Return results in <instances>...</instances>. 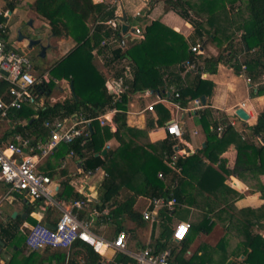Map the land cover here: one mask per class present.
<instances>
[{
	"label": "trees",
	"instance_id": "obj_1",
	"mask_svg": "<svg viewBox=\"0 0 264 264\" xmlns=\"http://www.w3.org/2000/svg\"><path fill=\"white\" fill-rule=\"evenodd\" d=\"M235 1L164 0L193 25L194 36L203 44L201 46L204 47L209 42L219 49L215 55L202 58L201 53L191 52L182 37L169 31L157 19L145 27L142 36L131 35L127 31L121 32V24L114 14V7L108 3H95L93 0H32L29 8L48 22L50 36L67 37L72 34L76 43L66 54L44 68L50 78L43 77L44 69L36 74V77L40 76L42 80L29 86L32 100L19 108L9 109L7 117L0 121V128L2 123L6 125L5 129H0V144H4L6 140H14L16 134L30 139V142L35 144L38 138L45 139L49 132L43 124L45 120L57 116L69 117L80 111L84 118L93 117L89 122L82 124L87 134L76 137L70 143L58 144L52 150L53 156L59 160L72 150L74 155L84 160L86 170L101 167L105 171L106 175L100 187L105 197L103 200L113 199L108 206V216L114 220L115 234L124 231L128 236L127 228L122 223L123 219H129L137 225L145 223L142 213L151 208V205L139 211L134 208L137 198L174 197L177 201L175 208H159L158 221L152 224L159 225L161 233L151 248L154 251L170 248L169 264H204L202 258L198 259L196 256L189 259L182 257L189 242L186 236L178 242L170 240L171 218L184 203L199 208L207 206V209L211 210L215 208L222 213H226L227 209L231 210L227 212V221L221 224L227 236L232 235L235 239V251L232 252L236 255L244 254V259L230 264H264V237L257 231L264 230V202L256 208L237 209L233 206V201L240 193L224 184L223 174H228V169L225 160L220 157L224 148L232 142L236 144L237 150L235 168L246 173L252 183L264 173V110L258 113L255 123L249 127V134H240L229 125L224 116L213 118L211 110L207 107L199 109L196 115L206 137L204 145L192 154L176 153L175 146L180 149V144L171 134H167L162 140L151 142L147 131L153 127L154 122L150 116L146 117L143 128H136L128 124L124 111H117L112 116L115 130H111L108 125H100L95 119L107 108H120L124 105L114 102L113 94L102 76L101 67L92 53L98 46V50L103 54L107 51L111 53V57L104 56V65L113 71L111 79L120 80L121 84L127 86L124 95L146 89L161 92L174 82L179 95L172 96V100L178 101L181 107H186L188 101L194 97L207 93L210 81L202 78V67L212 73L216 71L219 63H224L237 73L244 72L250 81L256 82L262 76L264 78V0H240L238 4H234ZM230 6L234 12L230 11ZM13 7V3L7 4L8 10L12 11ZM5 18L0 13V21H5ZM108 19H114L113 27L104 24ZM88 22L93 25L91 32L87 30ZM70 24L78 31L72 32ZM239 30L241 32L237 35ZM0 36L6 46L11 48L7 42L8 27L6 33ZM106 37L115 39L116 44L113 46L105 42L100 45ZM177 39H180L179 44H176ZM161 41H164L165 47ZM192 55L199 58L203 66H196L193 69V78L188 79L187 74L184 77L181 72L185 69L184 61H192ZM123 59L127 65L115 67V63ZM164 74L170 75L171 79L167 80ZM61 77H65L68 82L70 96L50 103L45 97L50 96L52 88L56 85L55 79ZM10 86L9 81L0 78V97L4 100L10 97ZM256 88V94L264 92V85L258 84ZM219 125L223 126L221 130H218ZM257 136L262 142L254 141ZM111 138L117 141V145L109 146L106 152L101 154L104 144ZM202 160H208V165L197 184L194 185L185 178L180 180L179 171L186 175ZM212 164L217 165L213 167ZM47 167L50 169L45 174L51 178L57 170L50 162ZM58 172L64 174L65 170ZM159 172L164 178L158 176ZM4 188L7 189L6 186ZM254 188L264 196L263 185L255 184ZM123 190L126 192H121ZM57 197L64 202L75 199H83L85 203L92 201L74 189L69 177L59 183ZM23 205L28 214L45 206L42 197L32 201L26 200ZM97 207L101 209L103 206ZM56 214L54 206H47L38 222L55 223L50 216ZM77 214L78 218H84L86 209L78 210ZM8 219L14 224L7 226L0 220V240L2 236L9 234V244L13 250L5 261L6 264H52V261L54 264H97L103 260L90 245L80 240L74 241L69 249L45 248L41 252L30 251L24 243L27 227H23L24 233H18L23 219L18 215L15 218L8 216ZM28 220L29 223L37 222L32 217H28ZM209 227L210 225L205 223L200 229L207 230ZM225 241L226 238L222 236L212 248H221ZM221 262L223 263V260L219 263ZM116 263L135 264L134 260L123 252H115L109 264Z\"/></svg>",
	"mask_w": 264,
	"mask_h": 264
},
{
	"label": "crops",
	"instance_id": "obj_2",
	"mask_svg": "<svg viewBox=\"0 0 264 264\" xmlns=\"http://www.w3.org/2000/svg\"><path fill=\"white\" fill-rule=\"evenodd\" d=\"M31 1L32 0H0V13H2L6 17L5 21L2 22H4L8 28V20L10 19H13L16 23L24 22L25 20L28 21L30 19L29 24L31 25V23L33 22V27L47 25L48 22L45 19L39 17L34 11L29 8V3ZM93 2L108 3L110 6L114 7V14L117 16V20L120 24L122 22L118 18V16L121 15L122 12H124L126 17L125 23L128 27V34H131L129 32L131 31V29L138 28L140 30L139 35L142 36L145 27L150 24L152 20L157 19L159 23L165 26V28H167L169 31L171 30L175 32L177 36L182 37V39L188 43V49H190V47L197 42H199L200 45H203L200 40L194 36L193 25L189 21L181 17L177 10L173 8L170 3H165L164 0H93ZM8 3H13L14 7L12 11L7 9ZM106 21H104V24L111 26L110 24L106 23ZM133 22H136L137 24L134 25ZM22 25V23L19 25L21 26V29L23 27ZM70 26L72 27V32L78 31L73 24H70ZM92 26L93 25L90 22L87 23L88 32L92 31ZM240 32L241 31L239 30L237 35H239ZM35 33L38 35V33L40 32L35 31ZM41 34L45 36L47 41L45 53L48 51L51 53L55 52V55L52 57L51 62H54L59 57L66 54L76 43V39L72 34H69L67 37L50 36L49 24L48 29H46L45 31L43 30V32L40 33V36ZM9 36L10 28L7 38V42L10 44ZM109 38L112 37H106L108 44L113 45L114 43H116L115 39L112 38L113 40H108ZM103 40H105V38ZM179 40L180 39H177L176 44H179ZM165 43L168 44L167 42ZM161 44L163 45L164 41H161ZM10 46L13 50L22 51L19 46L14 48L11 44ZM211 46L213 45L209 42H207L204 47L201 46L199 53H201L202 58L205 56L215 55L217 53V51L213 52L211 51L212 49H208ZM98 48H94L92 50V53L94 54L97 63L100 62V65L103 66L102 63H104V56L106 58L111 57V53L107 51L106 54H103V52L99 51ZM99 55L103 58V62ZM192 56V61L196 63V66L202 67L203 64L201 63V60L199 58H194V55ZM34 66L35 64L32 63L31 73L34 77H36V67ZM107 68L110 69L108 66ZM190 70L191 69L185 68L184 71L181 72V76L185 77V75L187 74V78L192 79L194 76V71ZM109 72L111 73L112 71L107 70L106 74L104 75L105 79L106 75L109 74L108 76L110 79H108L107 81L112 80V74H110ZM47 74L45 72L43 74V77L45 79ZM164 76L167 77V80L171 79L170 75L167 76L164 74ZM201 76L202 78L210 81L207 87V93L205 95L203 94L201 96H196L193 99H201V97L203 96L205 99L204 107H207L211 110V115L213 118L224 116L228 120L229 125L233 126V128L237 132H239L240 134H249V127L255 123L258 113L261 110H264V92L259 95L255 93L257 90L256 86L258 84L264 85L263 76L256 82H253L247 80V76L244 72L237 73L232 69V67L224 63H219L217 65L216 71L212 73L207 72L205 68L202 67ZM40 78L41 77L39 76V79ZM55 80H57L56 87H59L57 85L58 82L66 81L65 77H61ZM59 88L61 89L62 94L58 96H62V88H64V86L61 85ZM175 88L176 85L174 82H172L169 84L168 89H165L161 92L158 91L159 96L156 93H150V90L147 89L128 94L126 96V104L119 109L127 114L128 124L132 127L143 128L145 126L146 117L150 116L153 119V127L148 129L147 131L148 138L151 142L164 139L167 136L164 126L165 121L171 116L177 117L179 119V125L182 130V135L177 139L180 144V149L177 148L176 153L189 154L190 151H196L198 148L204 145L206 137L205 130L200 124L199 117L196 115V112L189 113L182 109H177L171 103V101H173L172 96ZM166 93H168V95ZM193 99L188 101L187 106L191 105ZM54 100L56 101V99ZM242 103L243 105L241 106ZM149 104L153 105L152 110H148L146 108V106ZM237 107H242L248 113V119L243 120L234 113ZM56 120L64 122L66 126L71 123L70 118L66 116H57L48 119L49 122H54ZM105 125H108L111 130H115V122L113 121V119H111V123H107ZM48 134L49 132L47 133L46 138ZM16 135L19 136V134ZM41 140L44 139L38 138L37 142ZM256 140L262 142L260 141V138L258 136L254 141ZM116 145L117 141L114 138H111L104 144L103 148H105L106 146L108 148L109 146L112 147ZM236 154V144L231 142L224 148L220 155V157L225 160L226 167L228 169V174H223L224 184L240 193V196L233 201V206L237 209L259 207L264 202V196L258 189L254 188V185L261 184L264 186V173L260 174L258 176V179L252 183L246 173H244L241 169L234 167ZM83 161V159L79 158L77 155H74L73 152L72 154L67 153L59 160L55 156H53V152H50L45 158L40 161L37 168L39 171L46 173L50 169L47 167V163L50 162L53 168L57 170V173H55V175L51 177L53 184H57V190L59 188V183L61 182V180L69 177V182H71V185L74 187V189L83 193L88 198H90V200H92L90 201V203L88 202L85 205L84 208L86 209V217L84 216V218L82 219L91 220V231L110 241L116 235L114 232L113 234H111V231H114L115 228L113 218L108 216L105 220L106 216L96 217L90 214L93 207L98 208L97 206L102 205L108 208V206L112 203L113 199L111 198L108 201L103 200V198L105 197L103 196V189L102 187H100V183L104 179L106 173L101 167H97L95 170H86ZM207 165L208 160H202L194 167H192L186 175L179 171L180 180L181 178H185L188 182L193 183L194 185L197 184V181L204 173ZM216 165L217 164H212L213 167H216ZM61 169L65 170L64 174L58 172ZM4 187V185L0 184V196L6 192V189ZM121 192L126 191L123 190ZM26 200L31 201V199L24 197V195L20 194L19 192H12L8 193V198H5L0 206V220L4 225L7 224V226H11L12 224H14L8 219V216H10L11 218H15L18 215L21 219H23L21 226L18 227V233H24L25 229L23 227L34 224L29 223L28 217H32L38 222L45 213V207L50 206L44 204L45 206H41L39 210L31 211L28 214L24 211L23 205ZM215 203L216 202H214V204ZM148 205V198L146 199L144 197H139L134 204V208L139 211H143L145 208H147ZM200 207H202V205ZM55 208L57 210V214L55 216L51 215L50 218L54 219V221L56 222L59 217L60 211L57 207ZM230 211L231 210L227 209V212ZM227 212L222 213L217 209L215 210V208L213 210L207 209V206L199 208V206H193L189 203H184L180 206L177 212L173 214L170 226L173 230L175 225L180 221H188L190 223V227L188 228L186 234L189 242L186 249L182 253L183 258L189 259L193 256H196L198 259L202 258L204 264H230L232 262H240L242 259H244V254L236 255L232 252V250L235 251V239L232 235L227 236V232L221 224L222 222L227 221ZM122 223L127 228L126 231L128 233V236H126L125 241L127 248L130 251H137L140 248L142 249V247H151L155 240L160 238L161 227L157 224L152 225L153 223L148 220H145V223L143 225H137L129 219H123ZM205 223L206 225H210L209 229H200L201 226H203ZM44 224L53 225L54 223L45 222ZM257 231L264 237L263 229ZM9 236V234L8 236H2V240H0V255L1 253H3V251L6 250V247H10L8 238ZM222 236L226 238L224 245H222V247L218 249L216 247L212 248L217 244ZM52 249L62 250V248ZM238 251H240V249H238ZM225 254H227V256H225ZM10 255H8V257ZM101 255L103 257V260H108L110 263L115 255V249L113 247H105L104 253ZM6 260H3L0 257V262L5 263ZM221 260H223V263H219ZM102 261L97 264H101ZM51 263L54 264V261H52Z\"/></svg>",
	"mask_w": 264,
	"mask_h": 264
},
{
	"label": "built area",
	"instance_id": "obj_3",
	"mask_svg": "<svg viewBox=\"0 0 264 264\" xmlns=\"http://www.w3.org/2000/svg\"><path fill=\"white\" fill-rule=\"evenodd\" d=\"M113 21L114 19H108L106 23L113 27ZM6 28L5 23L0 21V34L6 33ZM129 32L133 35L140 34L138 28H133ZM108 40L113 39L109 38ZM105 42H108L106 38L101 44ZM200 49L201 45L199 42L190 47V51L194 53H199ZM183 65L191 70L196 68L195 62L190 59H186ZM31 70L32 63L28 55L8 48L0 36V78H4L11 83L9 99L4 100L0 97V121L7 117L10 108H19L22 104L32 100L29 86L34 82H40L42 79L34 77ZM1 71L6 72V75ZM247 80H249L248 77ZM106 85L110 93L113 94L114 102L125 105L128 94L124 95L123 93L127 86L121 84L120 80L117 79L107 81ZM178 95V92L174 90L173 97H178ZM171 103L177 109H182L189 113L196 112L205 106L200 98L193 99L191 105L187 107H181L178 101L175 100L171 101ZM146 108L152 110L153 105L149 104ZM117 111L122 110L116 106L107 108L103 113L97 115L95 119L98 120L100 125L111 123L112 115ZM69 118L71 123L67 126L59 120L54 122L44 121L43 124L47 127L49 134L46 139L35 144L31 143L30 139L22 138L18 135L14 136V140H8L4 144H0V184L7 187L6 192L0 196V206L2 201L8 198V193L15 191L31 199V201L42 197L45 205H52L60 211L53 227L41 222L27 226L24 241L27 249L30 251H42L45 248L69 249L74 241L80 240L90 245L100 255L104 253L105 247H113L115 252H123L131 257L135 264H169L170 248L154 251L151 247H145L137 251H130L126 245L124 231H119L110 241L91 231L92 221L80 219L77 214V211L83 209L87 204L85 200L75 199L64 203L56 196L57 184H53L47 174L38 170L37 167L40 161L52 152L58 144L70 143L76 137L86 135L87 132L82 124L93 119V117L84 118L80 111L69 116ZM164 124L167 134H171L177 139L182 135L177 117L171 116ZM222 127V125H219L218 130H221ZM69 153L72 154V150ZM158 176L164 178L161 172L158 173ZM148 200L151 208L143 211L142 216L145 220L152 223L158 221L157 210L159 208L166 207L169 210H173L177 204L174 197H151ZM91 210L90 214L92 216H108L107 207L103 206L101 209L93 207ZM189 227L190 223L188 221L178 222L172 230L170 240L178 242L183 239ZM0 264L4 263L0 262ZM101 264H109V261L104 259Z\"/></svg>",
	"mask_w": 264,
	"mask_h": 264
},
{
	"label": "rangeland",
	"instance_id": "obj_4",
	"mask_svg": "<svg viewBox=\"0 0 264 264\" xmlns=\"http://www.w3.org/2000/svg\"><path fill=\"white\" fill-rule=\"evenodd\" d=\"M239 2H240V0H236L234 4H238ZM230 7H231L230 11L234 12L235 10L232 9L233 7L232 6H230ZM33 19H35V18H33ZM29 21H30V19L28 21L25 20L24 22H17L16 23L13 19L8 20V25H9V28H10V36H9V38H10V44L13 46V48L19 46L20 49L22 51H24V52H22V51H20V52L26 53L29 56V58L31 59L32 63H34L36 65V74L38 75L41 72V69H44L46 66H48L51 63L52 57L55 55V52L51 53V52L48 51V52L45 53V51H44V56L43 57L39 56L41 47L47 46V41H46L45 36L43 34H41V36H40V33H42L43 30L45 31L46 29H48V24L47 25H41V26L33 27L34 23L32 22L31 25H30ZM21 23L23 24L22 25L23 26L22 29H21V26H19ZM43 23H45V22H43ZM133 24L136 25L137 23L133 22ZM9 28H8V31H9ZM18 31H20V33L22 35V40H20V41L18 40ZM35 31L40 32L37 35V39L39 40V42L37 44H33L31 49H30L28 46L30 44L31 36L34 35L33 32H35ZM141 35H142V33H141ZM114 44H116V43H114ZM208 49H210V50L212 49L211 51H213V52H216V51L218 52L219 51V49L216 48L214 45L211 46ZM241 56H242V54H240V57ZM102 59L103 58L101 57V60ZM102 62H103V60H102ZM100 64L101 63L99 62V65ZM102 64H103V66L100 65V67H101L102 76L104 78V75L106 74V71L107 70L110 71V69H108L107 66L104 65V63H102ZM126 65H127L126 60H121V61L115 63V67H122V66H126ZM44 72L46 73V70ZM112 73H113V71L110 74H112ZM108 75L109 74H107L106 77H105L106 82H107L108 79H110ZM46 78H50V74H47ZM57 85L59 87L61 85L64 86V88H62L63 95L62 96H58V95L62 94L61 93V89L59 87H56V85H55L52 88V92H51L50 96L45 97L50 103L54 102L55 101L54 99L58 100V99H62L64 97H68L70 95V90H69L67 81L58 82ZM45 98L43 97L42 100L44 101ZM150 99H154V98H150ZM1 128L5 129L6 125L4 123H2ZM103 230H105V229H103ZM111 234H113V231H111ZM12 252H13V250H12L11 246L10 247H6V250L3 251V253H1L0 257L3 260H6V259H8L7 258L8 255L12 254Z\"/></svg>",
	"mask_w": 264,
	"mask_h": 264
},
{
	"label": "water",
	"instance_id": "obj_5",
	"mask_svg": "<svg viewBox=\"0 0 264 264\" xmlns=\"http://www.w3.org/2000/svg\"><path fill=\"white\" fill-rule=\"evenodd\" d=\"M118 18L121 20V32L122 33H125L127 30H128V27H127V24L125 23V20H126V17H125V13L122 12L121 15L118 16ZM22 39V35L20 33V31H18V40L20 41ZM39 42V40L37 39V34L34 32V35L31 36V40H30V44H29V48L32 47L33 44H37ZM44 51H45V46L44 47H41L40 49V53L39 55L41 57L44 56ZM4 75H6V72L4 71H1ZM150 93H156L158 96H159V92L158 91H153V90H150ZM168 95V93H166ZM201 102L202 103H205V99L204 97L202 96L201 97ZM234 113L241 119L243 120H246L248 119L249 115L248 113L242 108V107H237L234 111ZM178 146L176 145L175 146V149L177 150ZM195 151V150H194ZM194 151H190L189 154H192ZM106 152V148H103L102 151H101V154H104ZM26 214V213H24ZM47 225V224H46ZM49 227H53V225H48ZM6 264V263H4Z\"/></svg>",
	"mask_w": 264,
	"mask_h": 264
},
{
	"label": "bare ground",
	"instance_id": "obj_6",
	"mask_svg": "<svg viewBox=\"0 0 264 264\" xmlns=\"http://www.w3.org/2000/svg\"><path fill=\"white\" fill-rule=\"evenodd\" d=\"M46 47V46H45Z\"/></svg>",
	"mask_w": 264,
	"mask_h": 264
}]
</instances>
